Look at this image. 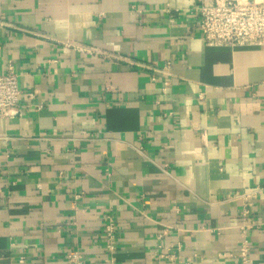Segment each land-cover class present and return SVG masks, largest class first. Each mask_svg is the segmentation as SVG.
Instances as JSON below:
<instances>
[{
    "label": "crops",
    "instance_id": "crops-1",
    "mask_svg": "<svg viewBox=\"0 0 264 264\" xmlns=\"http://www.w3.org/2000/svg\"><path fill=\"white\" fill-rule=\"evenodd\" d=\"M197 4L0 0L26 92L0 120V264H264V46H207Z\"/></svg>",
    "mask_w": 264,
    "mask_h": 264
},
{
    "label": "built area",
    "instance_id": "built-area-1",
    "mask_svg": "<svg viewBox=\"0 0 264 264\" xmlns=\"http://www.w3.org/2000/svg\"><path fill=\"white\" fill-rule=\"evenodd\" d=\"M190 14L207 46H264V0H198ZM24 96L26 92L20 88L19 76L13 69L0 75V120L22 118ZM262 191L258 190L259 193ZM105 221L102 250L111 256L113 263L118 247L117 221L112 214H108ZM239 251L241 264H251L247 259L246 243ZM66 256L69 264H85L78 252H69ZM17 264L29 263L21 257Z\"/></svg>",
    "mask_w": 264,
    "mask_h": 264
}]
</instances>
